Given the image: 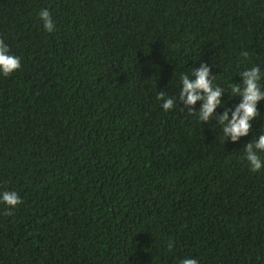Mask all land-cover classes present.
Wrapping results in <instances>:
<instances>
[{
    "label": "trees",
    "instance_id": "16d2710c",
    "mask_svg": "<svg viewBox=\"0 0 264 264\" xmlns=\"http://www.w3.org/2000/svg\"><path fill=\"white\" fill-rule=\"evenodd\" d=\"M0 39L21 58L0 76V193L19 197L0 264H264V169L243 159L264 100L236 142L218 119L239 96L208 121L180 100L201 64L224 89L264 72V0H0Z\"/></svg>",
    "mask_w": 264,
    "mask_h": 264
},
{
    "label": "clouds",
    "instance_id": "9594fccd",
    "mask_svg": "<svg viewBox=\"0 0 264 264\" xmlns=\"http://www.w3.org/2000/svg\"><path fill=\"white\" fill-rule=\"evenodd\" d=\"M38 17L43 21L45 31L56 30L55 21L49 10L41 9ZM20 67L21 58L12 54L5 41L0 39V76L8 77ZM209 75L210 69L206 64L193 69L191 76L181 74L180 100L185 106H195L197 101H202L197 115L199 120L208 121L217 108H226L225 102L221 99L225 91H229L233 98L239 96L241 98L239 104L233 110H225L218 119L224 137H230L233 142H236L240 137L248 134L252 120L259 115L257 103L264 100V91L261 90L264 87L261 84L264 72L261 71L260 64H253L240 72L241 82L233 84L229 89H224L219 84L214 86L215 77L209 79ZM157 99L166 112L174 107V98L166 96L163 92L158 94ZM193 110L194 108L189 109V111ZM229 111H231L230 117ZM258 152H264V133L247 143L244 148L243 159L247 161L252 172L264 169V159L257 154ZM0 201L15 205L19 202V197L15 192L5 191L0 193ZM171 248L172 245L169 244V250ZM179 264H198V261L195 258L185 257L179 261Z\"/></svg>",
    "mask_w": 264,
    "mask_h": 264
}]
</instances>
